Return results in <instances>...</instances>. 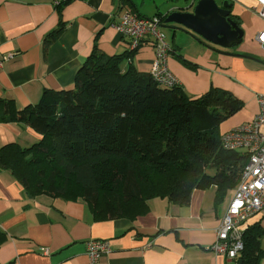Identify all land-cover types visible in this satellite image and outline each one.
<instances>
[{"label": "crops", "instance_id": "0c3cea01", "mask_svg": "<svg viewBox=\"0 0 264 264\" xmlns=\"http://www.w3.org/2000/svg\"><path fill=\"white\" fill-rule=\"evenodd\" d=\"M195 1L0 0V52L13 54L0 69V117L4 99L20 109L37 103L45 90L72 87L77 69L94 49L124 56L128 39L113 27L124 11L163 17L186 11L193 2L187 9L191 11ZM236 3L240 11L232 13L244 33L234 49H211L187 34L179 39L176 32L168 39L165 35L171 49L166 64L184 93L198 97L215 87L243 102L232 113L237 117L229 128H222L221 122L214 129L220 135L249 121L257 112L256 95L264 93V48L255 38L264 21L254 11L259 10L255 0ZM153 58L148 40L133 53L132 65L149 73ZM40 139L28 124L0 119V149L9 144L27 149ZM234 187L226 199L217 185L210 184L193 188L186 204L152 197L140 214L100 218L81 197L30 193L10 169L0 166V264H87L88 239L108 240L110 252L102 257L106 264H245L242 253L237 260L227 259L208 248ZM256 222L264 231L261 215L251 217L248 225ZM259 247L258 264H264V235Z\"/></svg>", "mask_w": 264, "mask_h": 264}, {"label": "trees", "instance_id": "16d2710c", "mask_svg": "<svg viewBox=\"0 0 264 264\" xmlns=\"http://www.w3.org/2000/svg\"><path fill=\"white\" fill-rule=\"evenodd\" d=\"M132 56L94 49L72 87L45 90L37 103L20 109L2 100L0 119L28 124L41 139L27 149L2 147L0 166L30 193L81 197L100 218L140 214L152 197L186 204L195 187L233 188L247 156L224 149L214 129L243 102L215 87L198 97L179 86L162 87L148 72L136 71ZM263 232L257 222L244 231L245 264H258Z\"/></svg>", "mask_w": 264, "mask_h": 264}, {"label": "built area", "instance_id": "2783aa9c", "mask_svg": "<svg viewBox=\"0 0 264 264\" xmlns=\"http://www.w3.org/2000/svg\"><path fill=\"white\" fill-rule=\"evenodd\" d=\"M236 2L237 0H228ZM259 10L254 11L264 21V0H255ZM59 1H55L57 5ZM162 16H140L130 10L124 11L113 27L126 39L128 52H136L148 40L154 50L149 74L162 87L179 86L178 79L168 69L166 57L171 52L161 28ZM256 40L264 48V25L256 34ZM13 54L0 52V69ZM257 112L237 127L221 134V145L226 150L243 151L247 162L241 169L239 181L215 231V239L208 248L227 259L237 260L243 250V233L248 220L254 215L264 219V93L256 95ZM87 264H106L102 257L110 252L108 240L85 241ZM42 252L48 253L46 248Z\"/></svg>", "mask_w": 264, "mask_h": 264}, {"label": "water", "instance_id": "95a60500", "mask_svg": "<svg viewBox=\"0 0 264 264\" xmlns=\"http://www.w3.org/2000/svg\"><path fill=\"white\" fill-rule=\"evenodd\" d=\"M192 4L193 2L188 8ZM232 8L233 3L228 0H221L220 3L216 0H197L191 11L186 9V11L175 10L167 13L161 28L172 29L173 33L187 32L202 43L203 41L195 36L198 35L210 44L224 49L230 48L242 42L244 33L238 23L237 15L232 13ZM237 56L249 57L245 54H237Z\"/></svg>", "mask_w": 264, "mask_h": 264}, {"label": "rangeland", "instance_id": "374dc122", "mask_svg": "<svg viewBox=\"0 0 264 264\" xmlns=\"http://www.w3.org/2000/svg\"><path fill=\"white\" fill-rule=\"evenodd\" d=\"M197 1V0H196ZM218 3H220V1L221 0H216ZM238 1V0H237ZM238 3H233V8H232V10H234L235 12H239L240 11V8L238 7ZM164 16V15H163ZM163 29V31L165 32V35H166V39H168L169 38V34L171 35L172 33H173V31L174 30H172V29H168V28H162ZM176 33H177V38L179 39V37L180 36H185L186 35V33L187 32H180V31H176ZM187 35L189 36V37H191V38H193V39H196L195 37H193V36H191V34H189V33H187ZM197 38H199L200 40H202L203 42V44H206V45H209V46H213V47H218V46H216V45H213V44H210L208 41H205V40H203L202 38H200L198 35H195ZM197 40V39H196ZM170 41H171V39H170ZM205 46V45H204ZM231 49H234V47L232 48V47H230ZM223 49V48H222ZM225 49H227V48H225ZM234 114H235V112H234ZM231 115V114H230ZM229 115V116H230ZM233 115V114H232ZM227 117V118H225V120H223L222 121V128H229L230 127V125L235 121V119H236V115H233V116H230V117ZM238 126V125H237ZM220 127V126H219ZM234 128V127H233ZM232 129V128H231ZM230 130V129H229ZM223 132H225L224 130H223ZM241 153H243V151H241ZM241 169L242 168H238L237 167V172H236V176H237V182L239 181V177H240V171H241ZM207 173L208 174H210V175H212V174H214V170H213V168H211L210 166L207 168ZM228 175V174H227ZM35 179H42V175H40V174H38L37 176H36V178ZM227 179L228 180H233V175L232 174H229L228 176H227ZM73 191H74V187H73ZM231 194V189L230 188H226V189H223L222 190V198H224V199H226L229 195ZM255 216V215H254ZM253 217V216H252ZM251 218V217H250ZM249 218V219H250ZM262 235H264V232H263V234ZM261 235V236H262Z\"/></svg>", "mask_w": 264, "mask_h": 264}]
</instances>
